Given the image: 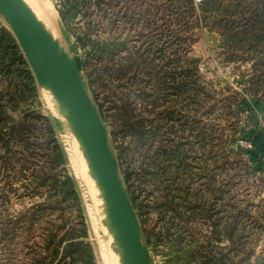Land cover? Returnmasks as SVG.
<instances>
[{
	"label": "rangeland",
	"instance_id": "1",
	"mask_svg": "<svg viewBox=\"0 0 264 264\" xmlns=\"http://www.w3.org/2000/svg\"><path fill=\"white\" fill-rule=\"evenodd\" d=\"M33 1L41 9V23L50 29L53 38L75 60L87 93L101 118L105 115L102 120L108 130L109 144L117 158L124 186L136 191L142 189L141 196L135 199L142 204L141 212L135 211L152 264H184L191 252L199 249L204 252L209 246L225 248L228 241L224 235L221 236V230L229 215L234 213L233 207L240 211L237 228L243 237L244 247L232 250V264H264V171L258 167L253 139L245 132L253 117L248 110L254 102L264 100V93L254 95L247 90L252 72L250 62H224L218 46V33L203 23L197 25L191 13L184 15L183 9L173 8L169 0ZM68 1L79 3V14L71 22L61 15L62 5ZM194 1L197 3L199 0ZM195 11H198L196 6ZM175 15L185 18L188 23L179 24ZM68 26H72L76 34L93 28L91 35L95 47L88 45L82 48ZM106 68H109L108 71H105ZM119 68L123 72L119 76L110 73ZM100 80L107 86L102 87ZM182 81L185 82L183 86L180 85ZM3 84L0 75V87ZM197 86L203 89L197 90ZM146 94H156L155 108L149 103L153 99L146 98ZM39 97L41 104L33 108L54 123L59 144L67 159L66 167L75 179L82 199L87 239L93 245L97 264H102L84 196L61 134V128L67 126L68 121L59 112L53 97L47 98L42 88H39ZM126 98L131 101L130 105L136 113L145 116L146 123L152 120L151 131H157L149 141L151 145L147 144L149 151H155L158 144L170 147L171 139L180 135V122L185 128L180 135L187 142L185 147L189 148L191 140L195 139V144L191 146L194 153L186 160L191 162V167L179 169L180 174L176 178L171 175V171L166 172L174 179V186L187 185L190 193L197 191L201 199L206 201L205 206L195 210L194 215L191 214L190 220L179 221V244L167 245L152 236L150 240L146 239V232L151 227L164 226L169 215L153 207V202L159 203L162 197V184L158 183L160 161L149 160V157L141 160L136 153L125 156L120 154L123 151L117 147L120 143L126 145L131 138H123L118 120L109 116L116 110L115 105ZM172 115L180 119L175 122L176 134L173 132V122L164 120ZM37 135L39 140L35 149L31 153L26 151L20 164L14 161L13 167L7 169V182L11 185L5 183V176L0 169L1 216L6 212L15 214L41 200L39 195L32 196L26 187L30 167L38 170L46 164V152L50 151L51 143L44 142L45 133L42 135L38 132ZM240 138L251 140L252 147H241L238 143ZM166 164L169 166L174 163L164 162L162 166ZM124 169L141 174L145 171V174L140 180L134 173L126 178ZM41 188V193H46V188ZM147 194L149 196L144 198ZM62 214L66 226L79 224L78 212L73 205L65 206ZM209 216L219 218L217 226L212 225ZM49 219L59 223L57 211H50L45 220ZM140 220H144L142 224ZM44 225L41 222L39 226ZM41 235V228L34 229L33 233L21 232L11 257L5 258L0 252V264L28 260L27 245L39 242ZM208 242L211 244L207 245ZM249 249H252L251 253L245 256ZM191 260L190 264H201L202 259L197 256Z\"/></svg>",
	"mask_w": 264,
	"mask_h": 264
},
{
	"label": "trees",
	"instance_id": "2",
	"mask_svg": "<svg viewBox=\"0 0 264 264\" xmlns=\"http://www.w3.org/2000/svg\"><path fill=\"white\" fill-rule=\"evenodd\" d=\"M169 3L173 8L183 9L184 15L191 13L197 25L203 23L204 26L218 33V46L224 62H250L252 72L247 90L254 95L264 93V0H199L197 3L194 0H169ZM195 6L198 8V13L195 11ZM78 14L79 3L77 1H68L62 5L61 15L64 19L71 22L77 18ZM175 19L179 24L188 23L181 16L176 17L175 15ZM68 27L82 48L88 45L95 47L96 44L91 35L94 32L93 28L88 32L76 34L72 26ZM108 69L106 68L105 71ZM110 73L119 76L123 72L119 68ZM0 75L4 82L0 87V169L5 176V183H9L7 182V169L13 167L14 161L20 164V159L27 153L26 151L31 153L35 149L39 140L38 132L42 135L45 133L44 142L46 144L51 143L50 151L46 152V164L38 170L30 167L28 172L29 180L26 187L32 196L39 195L41 200L22 208L15 214L6 212L3 216L0 215V252L5 258L11 257L14 254L17 237L21 232L33 233L34 229L41 228L40 241L27 245L26 254H29V259L16 264H97L93 245L87 239L88 230L82 199L76 181L66 167L67 159L59 144L54 123L43 117L38 109L33 108L34 105L41 104L39 88L14 35L1 18ZM91 81L93 82L94 78ZM99 84L102 87L107 86L103 80H100ZM184 84L185 82L182 81L180 85ZM198 89L202 90L203 87L200 86ZM155 95H145L146 98L153 99L149 102L152 108L156 107V104L154 105L157 102ZM130 103L131 101L126 98L122 103L116 104V110L109 116L118 120L122 137L131 138L126 145L120 143L117 147L119 151H123L120 154L125 156H132L136 153L140 155L141 160L149 157V160L160 161L158 163L161 172H158L160 176L158 183L162 184V200L160 199L159 203L153 202V207L160 213L169 215L164 226L151 227L146 232V239L150 240L152 236L167 245L179 244L181 237L179 221L181 219L190 220L191 214L194 215L195 210L205 206L206 201L201 199L197 191L190 193L187 185L174 186V179L166 172L171 171V175L176 178L180 174L179 169L191 167V162H186V160L194 153V148L191 149V146L195 144V139L191 140L189 148L185 147L187 142L184 137L180 136L181 130L185 128L180 122V135L171 139L170 147L158 144L155 151H149L147 144L154 138L153 135L157 131H151L152 120L146 123L145 116L136 113ZM104 116H102L103 119H105ZM176 118V115H172L164 119L166 122L170 120L171 123L173 122L174 133L177 132L175 122L180 120ZM164 162L174 164L162 166ZM124 173L126 178L132 173L137 174V179L140 180L143 179L145 171L141 174L135 170L132 172L124 169ZM41 187L46 188L44 191L46 193H41L43 192ZM141 190V188L138 191L127 188L132 204L139 212H141L142 204L135 199L141 196ZM148 196L147 194L144 198ZM68 205H73L78 212L79 224L77 226H66L64 223L62 210ZM233 209L234 213L229 215L230 217L223 223L221 230L223 232L221 236L224 235L228 241L227 246L225 248L209 246L204 252L201 249L191 252L184 264H190L191 258L195 259L197 256L202 259L201 264H232L230 255L232 250L244 247L243 237L238 233L237 228L240 224V211L236 207ZM50 211H57L59 223L52 219L45 220ZM209 217L212 225L217 226L219 218ZM143 221L140 220L141 224ZM41 222L45 225L39 226ZM209 244L211 242L207 245ZM251 251L252 249L246 250L244 255L248 256Z\"/></svg>",
	"mask_w": 264,
	"mask_h": 264
},
{
	"label": "water",
	"instance_id": "3",
	"mask_svg": "<svg viewBox=\"0 0 264 264\" xmlns=\"http://www.w3.org/2000/svg\"><path fill=\"white\" fill-rule=\"evenodd\" d=\"M0 16L14 35L36 85L51 92L82 147L91 175L101 191L123 264H152L135 208L109 144L108 130L87 93L75 60L24 0H0Z\"/></svg>",
	"mask_w": 264,
	"mask_h": 264
},
{
	"label": "bare ground",
	"instance_id": "4",
	"mask_svg": "<svg viewBox=\"0 0 264 264\" xmlns=\"http://www.w3.org/2000/svg\"><path fill=\"white\" fill-rule=\"evenodd\" d=\"M24 1L28 4V6L31 8V10L34 12L35 16L38 19L39 17L43 18L40 12L41 9L37 8V5L33 0H24ZM44 27L49 32H51L50 29H48V27H46L45 25ZM42 89H44L45 96H47V98L53 97L48 89L46 88H42ZM65 122L66 121H64V123ZM61 134L63 135L64 138V144L73 171L78 178V182L82 194L84 196L91 226L97 239V244H98L99 254L102 260V264H123L119 247L110 229L109 220L107 219L106 208L104 201L102 199L101 191L97 187L96 182L93 176L91 175L82 147L76 136L71 131L69 124L63 127V129L61 128Z\"/></svg>",
	"mask_w": 264,
	"mask_h": 264
},
{
	"label": "crops",
	"instance_id": "5",
	"mask_svg": "<svg viewBox=\"0 0 264 264\" xmlns=\"http://www.w3.org/2000/svg\"><path fill=\"white\" fill-rule=\"evenodd\" d=\"M248 111L252 112L253 117L245 132L253 139L255 155L259 160L258 167L264 171V100L254 102Z\"/></svg>",
	"mask_w": 264,
	"mask_h": 264
},
{
	"label": "built area",
	"instance_id": "6",
	"mask_svg": "<svg viewBox=\"0 0 264 264\" xmlns=\"http://www.w3.org/2000/svg\"><path fill=\"white\" fill-rule=\"evenodd\" d=\"M238 143L244 149H250L252 147V142L248 138H240ZM127 190V189H126ZM128 192V191H127Z\"/></svg>",
	"mask_w": 264,
	"mask_h": 264
}]
</instances>
